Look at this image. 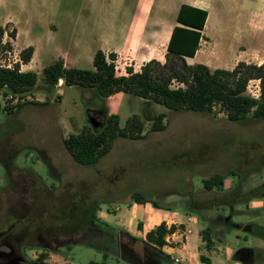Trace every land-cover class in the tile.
Listing matches in <instances>:
<instances>
[{
  "label": "rangeland",
  "instance_id": "obj_1",
  "mask_svg": "<svg viewBox=\"0 0 264 264\" xmlns=\"http://www.w3.org/2000/svg\"><path fill=\"white\" fill-rule=\"evenodd\" d=\"M134 2L126 0L118 17L117 5L107 0H0V26L13 22L20 34L19 44L30 41L48 49L45 64L49 65L61 52H72L70 39L82 40L88 47L99 43L103 29L116 24V17L128 21ZM166 2L173 5L177 0ZM243 4L246 12L258 13L260 0H244ZM216 8L221 20L233 19L229 5L227 13L220 5ZM250 17L246 15V19ZM13 30L12 24L8 33ZM12 45L10 38L0 45L1 66L19 59V51L15 53ZM248 51L250 63L264 64V32L251 42ZM41 85L16 97L0 92V264H29L41 255L47 264L102 263L105 254L109 264H146V252L152 250L145 240H134L137 238L131 234L143 230L144 222L133 215L127 226L117 227L114 215L134 205L163 212L197 211L202 230L210 231L213 244L232 247L237 253L258 245L256 229L233 224L252 221L264 227V207L249 208L254 200L264 202V120L233 123L218 109L215 116H209L169 112L155 104L147 113L137 98L126 94L104 99L94 89L65 86L57 91L58 85L55 91L45 92ZM171 87L183 85L173 81ZM259 91V83L251 82L249 93L258 98ZM47 100V105L26 104ZM19 103L25 105L18 108ZM103 107L109 113L111 108H119L121 126L132 115L145 116L146 132L156 116L166 112L167 129L143 140L117 139L99 163L81 166L63 141L90 125L87 109ZM100 130L96 128V132ZM215 174L227 176L223 191L205 188L204 181ZM135 192L157 206L132 202ZM74 205H92L95 212L98 208L110 213L108 221L113 228L99 224L92 232L67 234L46 240L47 244L34 240L30 246L35 249L12 246L20 233L52 223L51 211L60 216ZM234 210L240 213L232 217ZM170 242L168 246L173 244ZM134 255L140 261L133 259ZM170 262L180 264L177 258Z\"/></svg>",
  "mask_w": 264,
  "mask_h": 264
},
{
  "label": "trees",
  "instance_id": "obj_2",
  "mask_svg": "<svg viewBox=\"0 0 264 264\" xmlns=\"http://www.w3.org/2000/svg\"><path fill=\"white\" fill-rule=\"evenodd\" d=\"M184 8L183 6L181 9L178 21L193 28L203 29L206 13H203V24L196 26L193 23L183 21ZM177 29L174 31L165 64L154 60L146 64L141 73L130 71L129 76H117L116 55L110 54L107 58L101 50L95 54L94 70L67 68L64 61L59 60L45 67L41 75L35 72H23L21 65L28 64L34 54V48L28 47L21 51L20 61L13 63L12 68L0 67V92L3 91L5 94H12L13 97H16L37 89L40 82L43 91L50 92L55 91L60 81L63 80L67 87L94 89L96 95L104 99L118 93H124L143 101L145 106L161 105L169 112H198L215 116L218 109L226 115L229 122L263 121L264 64L240 62L232 70L218 69L214 71L204 65H188L181 56L185 53L175 51L172 48ZM4 33L5 29L0 27V45L3 43ZM196 34H198L199 40L200 33ZM9 37L15 39L16 31L13 30ZM173 81H178L183 87L172 88ZM253 81L259 83L260 94L258 98L249 93V87ZM48 102V100L43 103L33 101L26 104L47 105ZM24 105L19 103L18 108H22ZM87 116L91 122L90 125L84 127L80 133L71 134L63 141L73 160L81 166H93L99 163L110 153L117 139L138 141L145 139L152 133L164 132L167 129L165 121L168 119L166 112L159 113L149 131L146 132V123L139 115L129 117L124 126H121L120 117L109 115L105 107L101 110L87 109ZM96 128H101V130L96 132ZM226 179L227 176L215 174L204 181L205 188L209 191L214 189L223 191ZM1 191L0 186V199ZM131 201L140 205L151 203L157 206L156 202L149 200L139 192L133 193ZM94 209L92 205L85 208L81 205H74V207L63 211L60 216L51 211L50 214L54 216V218L50 217L52 223L39 224L35 226L33 232H27V234L26 232L25 234L20 233L21 236L14 237L12 246L15 249H22L23 247L35 249L36 247L30 246L34 240L47 244L48 240H55V238L67 234L76 235L86 231L92 232L94 227L99 224L107 226L98 217V208L96 212ZM139 226L142 227V225ZM174 230V227L169 229L163 222L156 229L146 234L144 242L152 250L146 252L144 259L147 261L146 264H174L170 262L171 258L163 252V247L167 245L166 238ZM209 232V230L201 232L208 249L213 246ZM85 242L84 240L83 244ZM153 251L154 253H152ZM256 252L258 257L261 256L264 259V249ZM240 253L237 254V257L240 256ZM129 255L131 254L129 253ZM107 258L108 256L105 254L102 263L92 262L91 264H109ZM136 258L140 261V257L134 255L133 259ZM28 263L47 264L44 262V255H41L36 261L30 260Z\"/></svg>",
  "mask_w": 264,
  "mask_h": 264
},
{
  "label": "crops",
  "instance_id": "obj_3",
  "mask_svg": "<svg viewBox=\"0 0 264 264\" xmlns=\"http://www.w3.org/2000/svg\"><path fill=\"white\" fill-rule=\"evenodd\" d=\"M107 1L111 2L110 5L112 3L117 5L116 14L118 17L120 16L119 12H124L126 0ZM134 1L133 8L128 10L127 22L123 23L115 16L116 24L107 25L103 29L100 42L90 47L85 46L82 40L70 39L69 45L72 46V52H61L53 57L51 64L63 60L67 68L94 70L95 54L101 50L107 58L110 54L116 55L117 76H129L130 71L141 73L143 67L151 61L155 60L161 64L167 62L169 46L176 28L178 29L174 36L172 48L175 51L185 53L181 56L188 65H204L214 71L218 69L232 70L240 62L255 64L249 62L251 53L248 50L251 42L259 38L264 32V0H260L258 13L246 12L244 0H177L173 5L167 4L166 0ZM216 5L224 7L226 13L229 5L230 16H233V19L226 21L217 17ZM183 6L185 7L183 21L186 23L200 26L204 21L203 13H206L203 29L193 28L178 21ZM247 14L251 16L250 19H246ZM12 24L16 31L12 45L15 47V53L19 51L16 54L20 55L24 49L34 48L32 60L28 64H22L21 70L41 75L43 69L51 65L45 64V59L50 53L49 50L30 41L19 44V31L16 25L10 21L0 26L5 29L3 43L6 42L7 38H10L8 28ZM196 33H200L199 40ZM246 40H249L248 44L245 42ZM85 65L87 67L92 65V68L84 69ZM24 68L29 69L25 71ZM63 87H65L64 81L61 80L57 91H62L61 88ZM121 94L124 93L113 96ZM139 102L146 109L149 108L144 105L143 101L139 100ZM109 114L120 117L119 108H111ZM141 118L145 121V116ZM263 207L264 202L262 200H254L249 208L257 210ZM197 213L195 211L191 214H184L175 210L163 212L149 209L147 206L136 209V205H134L114 215L117 220V227L127 226L130 216L139 217L145 224L143 225L144 229L140 230L138 234L131 233L139 240H145L146 234L156 229L163 222L168 228L174 227V232L169 234L166 239L168 242L172 240L173 244L164 246L163 252L170 258H177L180 264H264V259L261 256L258 257L256 252L264 249V227L256 225L252 221L245 224H233L239 228L252 226L257 230L254 235L260 238L257 246L242 249V253L240 251V256L237 257L238 253L232 247L224 248L213 244L210 249L207 248V244L201 235L203 230ZM237 213L240 211L234 210L232 217ZM98 217L109 228H113L108 221L110 213L100 210ZM148 224L149 228H147ZM180 241L182 242L180 243Z\"/></svg>",
  "mask_w": 264,
  "mask_h": 264
},
{
  "label": "built area",
  "instance_id": "obj_4",
  "mask_svg": "<svg viewBox=\"0 0 264 264\" xmlns=\"http://www.w3.org/2000/svg\"><path fill=\"white\" fill-rule=\"evenodd\" d=\"M20 59H17L16 61H14L13 63H16V62H19ZM0 67H8V68H12L13 67V64H9L8 66H1ZM170 229V228H169Z\"/></svg>",
  "mask_w": 264,
  "mask_h": 264
}]
</instances>
